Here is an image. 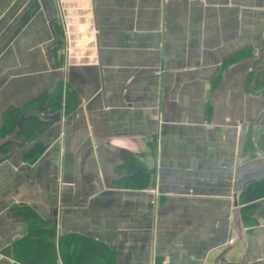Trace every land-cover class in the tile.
Segmentation results:
<instances>
[{
  "label": "crops",
  "instance_id": "1",
  "mask_svg": "<svg viewBox=\"0 0 264 264\" xmlns=\"http://www.w3.org/2000/svg\"><path fill=\"white\" fill-rule=\"evenodd\" d=\"M263 180L264 0H0V264H264Z\"/></svg>",
  "mask_w": 264,
  "mask_h": 264
},
{
  "label": "trees",
  "instance_id": "2",
  "mask_svg": "<svg viewBox=\"0 0 264 264\" xmlns=\"http://www.w3.org/2000/svg\"><path fill=\"white\" fill-rule=\"evenodd\" d=\"M24 114L18 113L15 116V120L18 119L17 125L18 127L21 125L22 120L25 118ZM38 126L33 129L35 134L39 131H42L46 126V122L43 123L37 119ZM264 182V180H263ZM262 181H258L255 184L249 186L248 188H258V191H250V195H258V197L264 193L262 189L263 183ZM42 229L41 231H43ZM37 229L34 230V233ZM47 234L44 237L38 236L35 237L34 240H24L20 244V253L18 258L24 262V264H54L55 263V244L52 240L53 229L50 227L45 230ZM76 243V242H74ZM67 247H64L62 251H64L65 256V264H110V260L108 257L105 260H101V257L95 258L96 252L91 250L87 244L79 243L78 248L76 247L73 251V255L68 257L66 255ZM101 251L98 253L100 255Z\"/></svg>",
  "mask_w": 264,
  "mask_h": 264
}]
</instances>
